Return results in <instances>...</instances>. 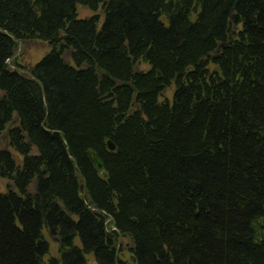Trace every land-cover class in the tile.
Segmentation results:
<instances>
[{"label": "trees", "instance_id": "16d2710c", "mask_svg": "<svg viewBox=\"0 0 264 264\" xmlns=\"http://www.w3.org/2000/svg\"><path fill=\"white\" fill-rule=\"evenodd\" d=\"M6 128L0 264H264V0H0Z\"/></svg>", "mask_w": 264, "mask_h": 264}, {"label": "rangeland", "instance_id": "374dc122", "mask_svg": "<svg viewBox=\"0 0 264 264\" xmlns=\"http://www.w3.org/2000/svg\"><path fill=\"white\" fill-rule=\"evenodd\" d=\"M78 10H79V17L82 19L83 18H90L91 16L95 15V13H96V12L92 11L91 9H89L83 5H79ZM98 14L102 15V19H101L100 24H99V28H100L103 21H104V14L102 13L101 9L98 12ZM50 51H51V46L47 42L42 41L40 39L33 40L28 44L19 43V48H18L14 58L11 60V63H12L11 67L16 68V69H20L24 72H27V70H23L22 67H24L26 69L33 68ZM64 60L71 65H75V63H74V61H73V59L69 53L64 54ZM13 61H17V63L20 65V67H18L16 65L17 63L14 64ZM145 66L147 69V65H145ZM171 88H170L171 90L170 89H169V91L167 90L168 92L165 93L164 96H167L168 98H172V95L174 92V86H172ZM8 129L9 128H6V130L3 132V134L0 137V150L8 147V140L6 138ZM12 152L15 155H17L14 151H12ZM7 185H8V180L3 178L0 175V193H7V191H8ZM47 238L50 242V249L52 251H54V254H56L55 251H57V244L55 242H53V240L50 239L48 236H47ZM89 258H90L89 264H93V261L91 260V256Z\"/></svg>", "mask_w": 264, "mask_h": 264}, {"label": "water", "instance_id": "95a60500", "mask_svg": "<svg viewBox=\"0 0 264 264\" xmlns=\"http://www.w3.org/2000/svg\"><path fill=\"white\" fill-rule=\"evenodd\" d=\"M12 39H14V37H11ZM27 74H29L30 76H32L30 73L26 72ZM108 147L109 150L114 151L116 149L115 144L112 141H108ZM90 159L92 160L95 169L97 170V172L101 175H105L106 174V170L104 168L103 162L101 160V158L98 156V154L94 151H91L89 153ZM84 191H85V184H84ZM122 237H120V242L121 243ZM120 248V246H119Z\"/></svg>", "mask_w": 264, "mask_h": 264}]
</instances>
